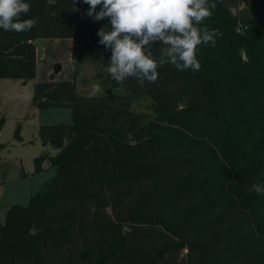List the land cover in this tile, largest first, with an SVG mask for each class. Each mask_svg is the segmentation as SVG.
<instances>
[{"label":"trees","instance_id":"16d2710c","mask_svg":"<svg viewBox=\"0 0 264 264\" xmlns=\"http://www.w3.org/2000/svg\"><path fill=\"white\" fill-rule=\"evenodd\" d=\"M24 2L21 20L39 19L23 33L0 29V79L33 80V41L71 38L75 74L102 66L111 93L81 95L74 79L53 75L35 82L33 104L70 108L73 122L40 125L59 151L35 158V172L48 158L56 173L8 209L0 264H264V196L248 190L264 183V0H209L216 8L197 27L221 35L197 46L200 70L158 65L144 87L105 71L111 52L96 33L111 27L83 0ZM241 3L245 33L231 11ZM142 95L152 113L132 109Z\"/></svg>","mask_w":264,"mask_h":264},{"label":"clouds","instance_id":"9594fccd","mask_svg":"<svg viewBox=\"0 0 264 264\" xmlns=\"http://www.w3.org/2000/svg\"><path fill=\"white\" fill-rule=\"evenodd\" d=\"M89 5L87 15L94 22L108 19L96 33L99 44L110 50L111 57L105 71L123 84L127 78H135L144 87L145 83L158 80L157 67L170 64L179 71L198 72L201 68L196 58L198 45L215 47L221 33L219 29L198 28L212 15L215 3L209 0H83ZM97 6H100L97 11ZM31 9L24 0H0V29L5 32L30 31L38 22L35 19L21 20V14ZM154 44H159L158 59L152 58ZM147 49V52H146ZM100 91L92 85V95ZM26 99L27 97H21ZM264 196V183H253L249 189Z\"/></svg>","mask_w":264,"mask_h":264},{"label":"rangeland","instance_id":"374dc122","mask_svg":"<svg viewBox=\"0 0 264 264\" xmlns=\"http://www.w3.org/2000/svg\"><path fill=\"white\" fill-rule=\"evenodd\" d=\"M240 10L250 9H247L244 3L233 6L231 9L237 20L234 24L236 31L245 33L252 24L242 19ZM54 52L52 51L54 56H50L47 62L40 64L38 78L49 79L47 71L51 59L52 66L60 59L55 55L57 52ZM48 54H51L50 50ZM65 54L66 52L62 60L57 61L64 66L62 79H71L76 76L78 94L92 95L93 84H98L100 91L92 96L104 94L107 88L103 76L100 75L104 72V68L93 62H85L76 75L72 61L69 63ZM38 78L29 80L26 84L23 79H0V117L5 118V123L0 130V143L4 144V147L0 149V225L5 223L8 209L12 205L29 204L31 196L56 173V167L52 166L48 158L43 161L42 170L35 172V158L42 154L56 155L59 151L51 145L43 144L39 133L40 125L73 122V113L70 108L52 107L40 110L33 104V89ZM118 91L125 93V88L121 86ZM132 109L152 113V99L142 95L133 103ZM16 131L21 136L20 140L16 136Z\"/></svg>","mask_w":264,"mask_h":264},{"label":"crops","instance_id":"0c3cea01","mask_svg":"<svg viewBox=\"0 0 264 264\" xmlns=\"http://www.w3.org/2000/svg\"><path fill=\"white\" fill-rule=\"evenodd\" d=\"M33 43L35 44L36 51H37V68H36V77L34 79L38 78L40 64L47 62V60L51 58L50 56H54L52 54V51H55L54 53L57 52L55 55L57 58H60L61 60L63 58L62 57L63 54L66 52L65 56H67L69 63H71L70 61H72L73 67H74L73 40L71 38H40V39L33 41ZM48 50L51 51V54H48ZM57 61H55L56 63L54 62L55 64L52 66L53 62L51 59L50 67L48 68V71H47L48 72L47 74L49 75L47 76H49L50 78V76L53 75L55 80H66V79H62L63 78L62 73L64 72V66L61 62H57ZM57 64L60 65L59 71L55 70V66ZM75 78L76 76H74L71 79L75 80ZM43 80H44L43 78H38V81H43ZM50 145L51 144H47L46 146H50Z\"/></svg>","mask_w":264,"mask_h":264},{"label":"water","instance_id":"95a60500","mask_svg":"<svg viewBox=\"0 0 264 264\" xmlns=\"http://www.w3.org/2000/svg\"><path fill=\"white\" fill-rule=\"evenodd\" d=\"M28 81L27 80H24V83L26 84ZM105 93L107 94V95H109L110 93H111V89L110 88H107L106 89V91H105Z\"/></svg>","mask_w":264,"mask_h":264}]
</instances>
